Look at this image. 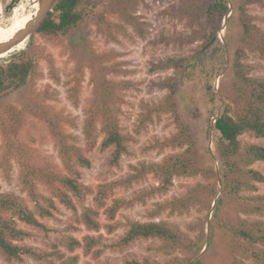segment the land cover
Segmentation results:
<instances>
[{"label":"rangeland","instance_id":"374dc122","mask_svg":"<svg viewBox=\"0 0 264 264\" xmlns=\"http://www.w3.org/2000/svg\"><path fill=\"white\" fill-rule=\"evenodd\" d=\"M224 1L228 3L229 13L221 19L218 14L208 13L211 0H144L133 10V15L139 18L143 36L126 25L119 15H111L110 21L119 24L121 31L110 37L93 17L66 36L49 37L36 33L0 55V64L6 66L15 54L30 49L38 74L25 86L0 95V191L27 199L16 158L8 156L10 161L6 160L4 129L14 123L10 108L21 116L17 123L21 142L32 150L42 165L57 166L62 170L53 137L40 116L48 112L61 116L66 134L84 150V125L94 98V68L102 61L110 67L109 78L117 85L114 107L118 110L121 130L129 138L130 155L121 160L119 167L110 166L111 150H101L104 135H99L96 148L86 153L91 161L90 168L80 169L81 182L85 186L96 190L99 185L124 180L132 172V166L160 163L164 157L182 151L161 149L164 141L177 133V124L170 113H152L168 94L167 83L173 81L177 82L178 112L197 141L199 156L205 166L218 168L214 119L225 106L220 92L228 91L231 85L232 61L240 46L241 34V0ZM11 2L0 0V33L2 26H8L3 31L6 33L22 28L38 12L34 0H19L17 6L8 11ZM247 10L254 25L264 33V0L248 6ZM180 58L186 60L183 68L170 66V59ZM244 63L252 77L264 79V56L247 52ZM241 140L264 146V139L245 135ZM253 168L264 174V164L256 163ZM157 185L154 176L148 175L130 187L116 189V198L132 200L144 192L146 200L122 208L114 221L121 227L110 234L106 229L89 231L79 221L83 208L93 204V195H86L81 202L75 201L76 212L57 203L53 216L42 221L45 229L20 224L30 233L23 244L35 249L41 257L26 256L17 263L7 262L0 255V264H64L73 256L78 257L76 264H124L127 260L141 262L146 259L160 264H228L226 248L219 234H215L210 243L209 224L214 205L209 211L195 208L185 214L168 216L165 212L152 217L159 205L184 196L199 185L206 186L208 182L201 176L178 177L166 194L150 195V190ZM258 187V194H264V185ZM40 191L50 196L45 187H40ZM100 221L108 223L104 216ZM129 221H166L194 241L203 233L206 236L201 240L204 248L198 256L188 258L181 252L166 253L158 239H140L120 250L107 248L98 258L86 255L82 248L69 250L70 239L82 242L86 236H102L104 244H114L124 235ZM179 260L183 261L180 263Z\"/></svg>","mask_w":264,"mask_h":264},{"label":"trees","instance_id":"16d2710c","mask_svg":"<svg viewBox=\"0 0 264 264\" xmlns=\"http://www.w3.org/2000/svg\"><path fill=\"white\" fill-rule=\"evenodd\" d=\"M141 1L144 0H56L53 11L37 34L66 36L94 17L100 28L108 36L114 37V33L121 31L118 30L121 26L111 22L109 16L119 15L126 25L132 26L143 36L139 18L133 15V10ZM18 2L12 0L8 11L14 9ZM262 2L241 0L239 5L241 34L240 46L232 61L233 79L229 90L220 92L225 106L215 118L213 126L218 168L204 165L198 154L196 139L182 122L175 100L176 81L167 83L168 94L161 105L153 108L152 113H170L177 124V133L166 139L161 149L182 151L164 157L160 163L132 166L127 178L99 185L96 190L81 182L80 169L90 168L91 161L86 153L96 148L99 135H104L101 150H111L110 166L119 167L121 160L130 155L129 138L121 130L118 110L114 107L117 85L109 78L110 67L105 61L97 63L94 68V98L92 111L86 115L84 125V150L71 135L66 134L61 116L50 112L40 116L53 137L62 170L57 166L42 165L32 150L21 142L17 128L21 116L10 108L14 123L4 129L6 160L10 161L8 156L16 158L27 199L0 191V255L4 260L18 263L26 256L40 258L35 249L23 244L30 233L20 224L45 229L42 221L53 216L57 203L76 212L75 201L81 202L86 195H93V204L83 208L80 223L93 232L106 229L110 234L116 231L121 227L118 222L114 223L117 213L124 207L146 200L144 192L132 200L116 198V189L130 187L152 175L158 185L150 190V195L166 194L178 177L201 176L208 182L206 186L199 185L184 196L174 197L159 205L152 213L153 218L165 212H168V216L185 214L195 208L209 211L214 205L212 222L209 224L210 243L215 234H219L226 248L228 264H264V194H258V186L264 185V174L253 168L256 163L264 164V146L241 140L245 135L264 139V79L252 77L244 63L247 52L264 56V33L254 25L247 10L248 6ZM208 13L218 14L223 19L229 13L228 3L211 0ZM7 27L2 26V32ZM212 35L215 37V33ZM29 50L15 54L6 66L0 64V95L10 89H19L37 78L35 59ZM185 62L183 58L169 60L174 69L183 68ZM40 187H45L50 196H45ZM101 216L105 217L107 224L100 221ZM204 238L206 236L201 233L194 241L183 230L166 221H129L124 235L114 244H104L102 236H86L82 242L70 239L69 250L82 248L86 255L98 258L107 248L120 250L140 239H158L166 253L181 252L188 258H194L204 248L201 244ZM77 261L78 257L73 256L64 264H76ZM182 261L179 260L180 263ZM124 264L160 263L146 259L141 262L127 260Z\"/></svg>","mask_w":264,"mask_h":264},{"label":"water","instance_id":"95a60500","mask_svg":"<svg viewBox=\"0 0 264 264\" xmlns=\"http://www.w3.org/2000/svg\"><path fill=\"white\" fill-rule=\"evenodd\" d=\"M55 1L56 0H38L39 9L36 16H34L26 28L14 36L10 42L0 44V55L7 53L24 42L28 37L36 34L48 18L50 12L53 11Z\"/></svg>","mask_w":264,"mask_h":264},{"label":"bare ground","instance_id":"6f19581e","mask_svg":"<svg viewBox=\"0 0 264 264\" xmlns=\"http://www.w3.org/2000/svg\"><path fill=\"white\" fill-rule=\"evenodd\" d=\"M34 2H35L34 7H35L36 10H38V4H37V1L34 0ZM34 16H35V14H34ZM34 16H33V18H34ZM27 25H28V24H27ZM27 25L23 26L22 28H20V29L14 31V32H12V33H6V32H2V33H0V44H4V43H7V42H10V41L14 38V36H16V35H17L19 32H21L22 30H24V29L26 28Z\"/></svg>","mask_w":264,"mask_h":264},{"label":"built area","instance_id":"2783aa9c","mask_svg":"<svg viewBox=\"0 0 264 264\" xmlns=\"http://www.w3.org/2000/svg\"><path fill=\"white\" fill-rule=\"evenodd\" d=\"M216 122V119H214V123Z\"/></svg>","mask_w":264,"mask_h":264}]
</instances>
